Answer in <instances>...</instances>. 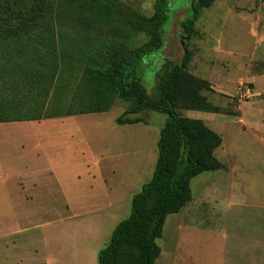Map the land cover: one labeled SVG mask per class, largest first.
Here are the masks:
<instances>
[{"label":"rangeland","instance_id":"1","mask_svg":"<svg viewBox=\"0 0 264 264\" xmlns=\"http://www.w3.org/2000/svg\"><path fill=\"white\" fill-rule=\"evenodd\" d=\"M155 1L99 0L104 11H110L108 18L92 19L87 25L77 17L75 8L65 3L54 20L61 33V47L78 55L98 38L115 32L126 11L151 15ZM170 1L164 47L148 55L138 70L151 95H156L157 75L166 60L182 61L181 22L193 15V0ZM195 28L197 34L189 41L193 56L190 70L209 82L203 95L219 111L180 113L202 120L223 137L215 154L225 168L201 173L191 181L192 200L178 213L168 215L157 241L161 253L155 264H264V120L256 128L257 143L248 122L252 111L264 118V93H255V87L264 92V0H216L201 10ZM145 40L144 34H137L132 43ZM33 52L28 49L22 56L15 49L8 52L7 59L18 67V61L25 65ZM79 76V70L64 71L58 81L63 91L57 89L50 98L55 101L61 95L64 111L79 110L75 99ZM32 89L25 83L17 92L0 83L2 99L20 105L14 114H33L32 107L37 109V103L46 101ZM131 108V101L119 99L102 113L0 127V132L72 133L59 140L69 142V147L49 150L38 160L49 161L48 165L53 159L74 163L42 173L45 182H26L19 177L25 169L29 172L47 166L35 163L39 151L22 149L16 142L20 140L0 138V229L14 226L18 220L28 228L17 238L0 239L3 258L8 244L19 239L30 245L21 253L30 261L44 264L48 258L53 264H97L98 252L116 225L131 214L133 196L152 178L167 119L165 113L145 110L127 116H141L146 122L119 124L117 119ZM89 159L93 161L87 163ZM10 167L15 177H9L14 175Z\"/></svg>","mask_w":264,"mask_h":264},{"label":"trees","instance_id":"2","mask_svg":"<svg viewBox=\"0 0 264 264\" xmlns=\"http://www.w3.org/2000/svg\"><path fill=\"white\" fill-rule=\"evenodd\" d=\"M215 1L193 0L192 17L181 22L184 57L180 63L166 60L157 75L156 95H151L138 70L146 64L148 55L164 47L170 0H156L151 15L126 11L115 32L104 39L98 38L96 44L82 48L73 56L66 52L68 48L61 47V33L54 24L61 6L66 3L74 7L77 17L87 25L92 19L108 18L110 11H104L102 2L0 0V83L17 92L22 84L29 83L32 90L46 98L37 103V109L36 105L32 107L33 114H14L12 111L20 105L2 99L0 92V123L102 113L109 111L119 99L132 102L129 112L117 119L119 124L146 122L141 116H127L145 110L167 115L152 178L133 196L131 214L116 225L98 252L97 264H155L161 253L157 241L163 235L168 215L178 213L192 200L191 181L201 173L225 168L215 154L223 144V137L202 120L180 113L181 110L219 111L203 95L210 87L209 82L190 70L193 56L189 49V41L197 34L195 26L201 10L210 8ZM137 34L146 36L138 45L132 43ZM15 49L22 56L28 49L34 50L33 56L26 59L25 65L18 61V67L11 66L8 52ZM72 70L80 71L75 96L79 110L64 111L61 95L55 101L50 98L57 89H62L63 84L58 86V81L64 71Z\"/></svg>","mask_w":264,"mask_h":264},{"label":"crops","instance_id":"3","mask_svg":"<svg viewBox=\"0 0 264 264\" xmlns=\"http://www.w3.org/2000/svg\"><path fill=\"white\" fill-rule=\"evenodd\" d=\"M255 93L256 94H262L264 93L263 91H257L256 87H255ZM264 107V104H263ZM258 110V107L257 109ZM251 117H249V123H251V128L254 132V136H255V140L257 143L258 142V135L256 134L258 132V130L256 128H259L260 123H263L262 119L264 120L263 117H259L257 115H255L254 111H252L251 113ZM49 120H57V119H42L41 121L47 122ZM37 123L39 121H14V122H4V123H0V127H6L7 125H17V124H21V123H25V124H29V123ZM72 133L69 132H49V131H24V132H16L13 130H6V131H2L0 132V138H7V139H12V140H20V141H16L19 144V147H21L22 149L24 148H29L31 150V152H38V155L36 157V161L35 163L37 164H45L47 166L40 168V167H36L35 170L32 171H26L24 173H20L19 177L22 179V177H24L26 182H45V180H43V174L42 173H47L50 171H55L57 167H68L71 165H74V163L70 162V161H66V159H62V160H58L56 161L55 159H53L52 163L50 165H48V162L43 163L40 160V156L43 155H47V152L49 150H54L56 149L59 150V148H66V146L69 147V142H60L59 140L61 139H68L69 137H71ZM27 140V141H26ZM12 146H15L12 142H11ZM39 159V160H38ZM49 160V159H48ZM92 160V159H91ZM90 159L87 161V163H90L91 161ZM93 161V160H92ZM98 162V161H96ZM100 165V164H98ZM11 172H14V175L9 176L10 178L15 177L16 176V172L14 170L13 167L9 168ZM17 219H24L21 218L20 215H17L16 217ZM23 220H21V222L18 220L14 226L8 227L7 229H0V239L1 238H5V237H15L17 238L18 236L24 234L25 232H27L28 228L21 225ZM18 241L15 243H12V246H10L8 244L7 247V257L3 258L2 252H4V249L1 248L0 246V264H41L40 261H38L37 259L35 260H31L29 258H26L24 255H21L22 251H28V248L30 247L29 244H27L26 242L17 239ZM53 264L51 259L46 258V260L44 261V264Z\"/></svg>","mask_w":264,"mask_h":264},{"label":"built area","instance_id":"4","mask_svg":"<svg viewBox=\"0 0 264 264\" xmlns=\"http://www.w3.org/2000/svg\"><path fill=\"white\" fill-rule=\"evenodd\" d=\"M248 93H250V90H248Z\"/></svg>","mask_w":264,"mask_h":264}]
</instances>
